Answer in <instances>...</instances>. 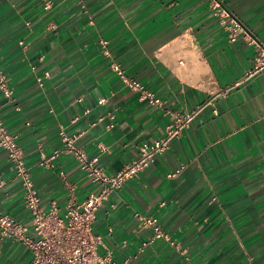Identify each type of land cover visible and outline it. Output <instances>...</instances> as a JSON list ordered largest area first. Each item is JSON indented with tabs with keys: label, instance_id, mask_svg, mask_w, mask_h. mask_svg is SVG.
Masks as SVG:
<instances>
[{
	"label": "crops",
	"instance_id": "0c3cea01",
	"mask_svg": "<svg viewBox=\"0 0 264 264\" xmlns=\"http://www.w3.org/2000/svg\"><path fill=\"white\" fill-rule=\"evenodd\" d=\"M216 1L0 0V62L14 91L10 98L0 89V116L45 209L55 200L62 212L70 197L80 203L103 188L71 152L42 160V151L63 148L62 130L115 176L177 113L192 116L97 210L94 231L117 260L152 238L142 217H153L170 238L155 239L131 264H264V0H220L244 29L235 39ZM115 61L163 104L126 86ZM0 175V213L30 224L1 147ZM31 259L22 242L0 245V264Z\"/></svg>",
	"mask_w": 264,
	"mask_h": 264
},
{
	"label": "built area",
	"instance_id": "2783aa9c",
	"mask_svg": "<svg viewBox=\"0 0 264 264\" xmlns=\"http://www.w3.org/2000/svg\"><path fill=\"white\" fill-rule=\"evenodd\" d=\"M215 8L218 11L222 9L223 15L229 18L230 30L233 33L232 39H235L244 30L243 27L224 8L222 1L217 0ZM101 43L105 54L110 56L108 40H102ZM258 63L260 64L257 67H264V46H260ZM113 67L126 86L139 92L142 97L149 98L153 104H163L160 97L146 89L144 84L129 74L119 62L115 61ZM49 75V72L45 74L46 77ZM0 89L7 97H13L14 91L8 83L1 62ZM191 119V115L177 113L174 121L166 126L165 134L153 142L141 145L139 156L115 176L104 174L103 168L96 163L97 158L90 159L77 145L76 137L70 136L62 130L63 148L56 149L50 154L42 151V160L45 163H50L62 151L71 152L80 161V167L87 171L95 182L103 184V188L99 193H91L80 203H76L73 196L70 197L65 209L61 212V207L55 200L52 201L48 210L43 206L24 151L16 136L0 116V147L8 152L9 159L14 166L15 178L24 190L25 203L31 214V223L26 224L10 214L0 213V245L7 238L24 243L32 251V259L27 264H131L132 259L145 252L148 244L153 243L155 239L162 237L169 239V234L163 230L155 218L142 217L144 225L153 229L152 238L139 248L137 255L117 260L113 256V251L104 244L102 236L94 231V222L97 210L110 193L120 187L125 180L133 178L141 170L150 166L159 153L170 147L173 138L181 133ZM5 182V179L0 175V187ZM102 248H105L104 252H102Z\"/></svg>",
	"mask_w": 264,
	"mask_h": 264
}]
</instances>
